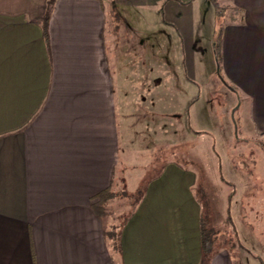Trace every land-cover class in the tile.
<instances>
[{"label":"crops","instance_id":"0c3cea01","mask_svg":"<svg viewBox=\"0 0 264 264\" xmlns=\"http://www.w3.org/2000/svg\"><path fill=\"white\" fill-rule=\"evenodd\" d=\"M113 1L146 15L143 41L174 32L189 79L196 44L219 42L221 79L264 135V0ZM107 17L103 0H0V264H200L196 174L176 165L148 183L120 249L108 238L117 98L134 91L135 66ZM232 262L223 249L207 264Z\"/></svg>","mask_w":264,"mask_h":264},{"label":"rangeland","instance_id":"374dc122","mask_svg":"<svg viewBox=\"0 0 264 264\" xmlns=\"http://www.w3.org/2000/svg\"><path fill=\"white\" fill-rule=\"evenodd\" d=\"M103 2L110 29L117 26L126 33L120 39H130L117 43L122 54H134L135 66L134 91L117 98L120 170L106 208L111 230L120 234L148 183L172 164L196 174L192 191L212 242L202 263L226 249L232 264H264V135L243 123L221 79L217 41L196 44L197 75L189 79L173 31L167 41H143L145 14L127 15L124 7L122 14L113 0ZM128 16L130 29L122 19Z\"/></svg>","mask_w":264,"mask_h":264},{"label":"trees","instance_id":"16d2710c","mask_svg":"<svg viewBox=\"0 0 264 264\" xmlns=\"http://www.w3.org/2000/svg\"><path fill=\"white\" fill-rule=\"evenodd\" d=\"M45 21H47V18L45 17ZM45 29V28H44ZM44 32L46 33V30H44ZM46 36V34H45ZM217 55H218V59H219V42L217 44ZM106 195L107 192L104 191L103 193H101L100 196V200L104 201L106 200ZM100 209L104 210V205H100ZM207 230H209L206 225H205V220L202 217V215L200 216V248H201V260H200V264H203V257H205L209 250L211 249V239H209ZM116 237V238H114ZM118 237V238H117ZM108 238L110 239L111 245L117 250L120 249L119 246V238H120V234H115L114 231H109L108 233ZM116 241V242H115Z\"/></svg>","mask_w":264,"mask_h":264}]
</instances>
